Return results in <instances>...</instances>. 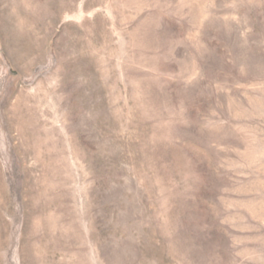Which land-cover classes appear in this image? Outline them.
<instances>
[{"label":"rangeland","instance_id":"1","mask_svg":"<svg viewBox=\"0 0 264 264\" xmlns=\"http://www.w3.org/2000/svg\"><path fill=\"white\" fill-rule=\"evenodd\" d=\"M0 264H264V0H0Z\"/></svg>","mask_w":264,"mask_h":264}]
</instances>
